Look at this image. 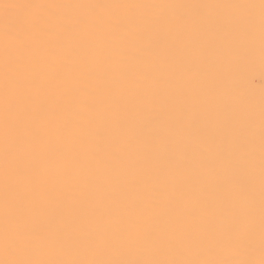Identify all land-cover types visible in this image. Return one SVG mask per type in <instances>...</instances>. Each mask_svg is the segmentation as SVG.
Returning <instances> with one entry per match:
<instances>
[{"label":"snow or ice","instance_id":"snow-or-ice-1","mask_svg":"<svg viewBox=\"0 0 264 264\" xmlns=\"http://www.w3.org/2000/svg\"><path fill=\"white\" fill-rule=\"evenodd\" d=\"M264 0H0V264H264Z\"/></svg>","mask_w":264,"mask_h":264},{"label":"bare ground","instance_id":"bare-ground-1","mask_svg":"<svg viewBox=\"0 0 264 264\" xmlns=\"http://www.w3.org/2000/svg\"><path fill=\"white\" fill-rule=\"evenodd\" d=\"M181 2H228V0H181ZM255 2L258 3L259 0ZM230 89L236 103L241 106L250 103L258 112L261 99L264 98V71L259 65L258 51L254 63H248L233 74Z\"/></svg>","mask_w":264,"mask_h":264}]
</instances>
